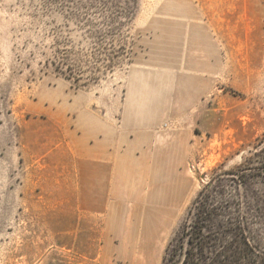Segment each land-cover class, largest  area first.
I'll return each mask as SVG.
<instances>
[{
    "label": "rangeland",
    "instance_id": "374dc122",
    "mask_svg": "<svg viewBox=\"0 0 264 264\" xmlns=\"http://www.w3.org/2000/svg\"><path fill=\"white\" fill-rule=\"evenodd\" d=\"M135 74L173 174L87 225L61 118L79 139ZM207 197L264 264V0H0V264H163Z\"/></svg>",
    "mask_w": 264,
    "mask_h": 264
},
{
    "label": "crops",
    "instance_id": "0c3cea01",
    "mask_svg": "<svg viewBox=\"0 0 264 264\" xmlns=\"http://www.w3.org/2000/svg\"><path fill=\"white\" fill-rule=\"evenodd\" d=\"M131 78V94L118 110L105 108V112L94 114L80 107L77 115L80 118L75 124L79 139L69 138L71 128L61 118L64 122L59 129L61 149L66 152L79 146L75 159L65 160L64 171L79 175L76 203L80 219L87 225L99 218L112 219L113 210L124 209L121 201L129 199L131 183L138 187L146 174L151 179L156 174H173L169 150L162 151L163 147L170 148L172 137L170 132L161 130L163 114L146 107L142 100L147 99L138 86L142 77L135 74ZM163 161L169 163L164 171Z\"/></svg>",
    "mask_w": 264,
    "mask_h": 264
},
{
    "label": "trees",
    "instance_id": "16d2710c",
    "mask_svg": "<svg viewBox=\"0 0 264 264\" xmlns=\"http://www.w3.org/2000/svg\"><path fill=\"white\" fill-rule=\"evenodd\" d=\"M111 30L115 31L116 28ZM112 49V53L115 52V49ZM108 61L109 65H112L115 60L109 57ZM75 71V68L70 67L71 76ZM203 196H200V199ZM211 199L207 197L203 203L200 201L197 204L190 224L168 245L163 264L256 263L252 262L254 258L257 259L255 249L250 246L248 237L241 233L240 226L220 222L216 224L220 215L219 207L215 208L210 204ZM225 204L228 205L229 202L225 201Z\"/></svg>",
    "mask_w": 264,
    "mask_h": 264
}]
</instances>
